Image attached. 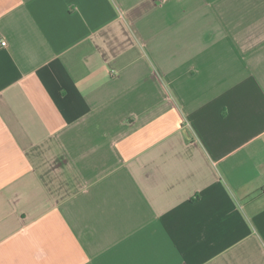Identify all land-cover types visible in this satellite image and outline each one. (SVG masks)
<instances>
[{
	"label": "crops",
	"instance_id": "0c3cea01",
	"mask_svg": "<svg viewBox=\"0 0 264 264\" xmlns=\"http://www.w3.org/2000/svg\"><path fill=\"white\" fill-rule=\"evenodd\" d=\"M0 264H264V0H0Z\"/></svg>",
	"mask_w": 264,
	"mask_h": 264
},
{
	"label": "built area",
	"instance_id": "2783aa9c",
	"mask_svg": "<svg viewBox=\"0 0 264 264\" xmlns=\"http://www.w3.org/2000/svg\"><path fill=\"white\" fill-rule=\"evenodd\" d=\"M7 44L6 41H2V45L5 46Z\"/></svg>",
	"mask_w": 264,
	"mask_h": 264
}]
</instances>
